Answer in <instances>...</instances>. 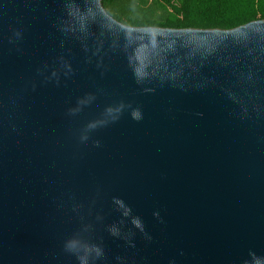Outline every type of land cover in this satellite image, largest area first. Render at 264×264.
<instances>
[{
	"label": "water",
	"instance_id": "obj_1",
	"mask_svg": "<svg viewBox=\"0 0 264 264\" xmlns=\"http://www.w3.org/2000/svg\"><path fill=\"white\" fill-rule=\"evenodd\" d=\"M0 264H264V20L0 0Z\"/></svg>",
	"mask_w": 264,
	"mask_h": 264
},
{
	"label": "trees",
	"instance_id": "obj_2",
	"mask_svg": "<svg viewBox=\"0 0 264 264\" xmlns=\"http://www.w3.org/2000/svg\"><path fill=\"white\" fill-rule=\"evenodd\" d=\"M102 6L132 27L229 30L264 20V0H102Z\"/></svg>",
	"mask_w": 264,
	"mask_h": 264
}]
</instances>
